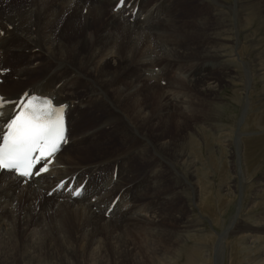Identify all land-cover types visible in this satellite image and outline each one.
<instances>
[{"label": "bare ground", "instance_id": "6f19581e", "mask_svg": "<svg viewBox=\"0 0 264 264\" xmlns=\"http://www.w3.org/2000/svg\"><path fill=\"white\" fill-rule=\"evenodd\" d=\"M168 1L124 0L121 5L120 0H0L1 7H7H4L6 10L0 8V78L3 81L0 94L5 101L0 111L6 113V120L11 118L14 108L19 110L8 102L26 101V93L48 97L54 104L65 106L67 126H70L64 153L59 156L60 151L53 155L52 162L47 163V172L27 177L0 171V240L6 229L1 216L12 199L18 200L23 211L29 212L32 207L36 208L32 202L42 194L47 198L44 197L46 205L71 209L76 222L81 223L83 231L90 235V243L95 241V230L102 224L114 229L126 220H147L156 231L168 217L174 216L166 215L161 209L193 186L190 180L195 177L196 169L189 150L198 141L193 126L207 121L213 112L214 86L225 83L230 75L242 80L244 90L259 82L264 85V11L262 2L257 0H234L231 6L222 0H179L182 10L164 22ZM114 8L118 13L113 12ZM192 8L197 11L196 15L175 19L176 16H187L185 14ZM152 27L156 28L145 29ZM67 44L77 49L71 51V58L66 56L70 50L66 49ZM112 51H115L114 56ZM152 53L156 58L151 57ZM9 58L15 61V67L12 65V70L7 72L3 67ZM159 59L169 62V73L180 74L168 79L153 75L152 71L157 75L163 73L158 66L152 70V63ZM175 62L177 66L173 67ZM188 67L191 73L181 72ZM37 69H42L43 75L29 88L5 90V80L18 82L22 75ZM143 71L149 75H143ZM72 79L77 86H83L78 104L69 102L72 98L69 93L73 92ZM161 81L166 82L160 85ZM148 99H154V104L150 105ZM92 101L98 106L91 104ZM95 110L101 111L102 116L93 115L89 122L92 127H82L83 131L77 132L78 127L72 125V121ZM208 125V122L203 123V127ZM169 128L172 130L170 137L162 136ZM147 129L155 140L147 136ZM87 136L90 137L83 140L87 144L110 142L114 138L124 144L137 140V145L134 144L136 154L149 151L154 154L150 173L146 168L141 173L137 170L138 159L134 152L130 157H120V151L102 156L99 150L106 149L102 147L96 149L101 155L99 159H88L90 162L84 165V160L77 159L78 153L71 155L68 148L81 143ZM217 138L224 144L228 140ZM128 149L129 146L123 151ZM119 158L121 165L113 170ZM120 169L129 173L123 176ZM164 183L171 186L165 189ZM12 185L18 186L19 193ZM114 187H123V191L114 192L106 203L96 205V198ZM145 187L154 194L138 200L137 194L131 193ZM77 191L81 194L76 195ZM55 196L60 200H51ZM154 196L157 199L150 201ZM83 198L86 199L84 203L80 202ZM191 200L196 202L195 197ZM138 203L146 204L141 207ZM181 223L185 228L189 227L185 221L181 220ZM183 237L182 234L174 237L175 246L181 244ZM110 240L113 247L116 243L118 247L97 256L113 253L116 258L106 256L113 264H145L148 255L141 253L133 240L116 243L114 238ZM29 243L23 246L26 253L51 250L46 239ZM149 243V257L154 260L152 256H155L165 264L159 256L171 257V252L158 239L149 240ZM198 245L194 243V252L203 248ZM16 250L19 248L9 241H0V264L9 260L8 264H15ZM194 258L189 259L193 262Z\"/></svg>", "mask_w": 264, "mask_h": 264}, {"label": "rangeland", "instance_id": "374dc122", "mask_svg": "<svg viewBox=\"0 0 264 264\" xmlns=\"http://www.w3.org/2000/svg\"><path fill=\"white\" fill-rule=\"evenodd\" d=\"M257 1L262 2L264 11V0ZM222 2L231 6L234 0H222ZM7 5L14 4L8 3ZM4 7L6 6L1 7L0 5L1 9L6 10ZM167 10L164 12V16L167 13V17L165 16L166 18L163 19L164 22L169 21L174 14L182 10L180 1L169 0ZM113 12L118 13L117 10H113ZM196 13L197 11L192 8L185 14L187 16H181L180 18L176 16L175 19H188ZM17 24H19L18 21ZM154 28L156 27L145 29ZM67 45L66 49L70 50L67 51L66 56L71 58V51L77 49L72 47V44ZM77 52L82 53L81 51ZM111 55L114 56L115 51H112ZM151 57H155L153 53ZM168 63V61L164 62L160 59L157 63H152V70H155L157 66L163 70L162 74L157 75L154 71H152V74L157 77H166V79L171 76H178L180 72L176 74L168 72ZM6 64L9 65H6L7 70H10L15 65V61L9 58ZM172 66L176 67L177 63L175 62ZM2 67L3 65H1ZM188 69L189 67L182 69L181 72L191 73L188 72ZM41 73L42 69H37L30 72L29 75H22V79H19L18 82L5 80L3 83L5 84V90L29 88L35 79L41 78V75H43ZM142 74L148 76L149 72L143 71ZM230 76L232 78L228 77L225 83L213 88L214 93L211 97L215 104L211 105L213 112L205 121L209 125L203 127V123H205L203 121L201 124L198 122L193 126L195 137L198 140L195 143L196 145L191 146L189 150L196 169L195 177L190 180V184L193 186L191 189L180 193L176 201L161 209L166 215L170 214L172 216L173 214L174 216L168 217L158 227V230L154 231L147 220L131 219L129 222L126 220L120 225H115L114 229L111 225L105 226L102 224L98 230H95V241L90 243L88 241L90 235L87 231H83L81 223L76 222L70 213V208L46 205L44 202L47 198L45 194H42L32 202V204H36V208L32 207V210L28 212L23 211V207L18 200L12 199L6 213L1 216V222L5 224L6 229L3 231V239L0 241L2 243L9 241L19 248L20 251H15L14 263L21 264V260H23V264H113L110 258L106 257L112 255L116 258L113 253L101 257L97 254L103 253L105 250L107 252L112 251L116 246L118 247L116 242L127 239L133 240V243L135 242L140 247V252L148 255H145V257L147 256L144 259L145 264H162V261L157 260V257L152 256L154 260L149 257L151 256V253H149L151 250L149 240L153 242L154 239H158L160 244L166 246L167 251L171 252V257L159 256L160 260L164 259L165 264H264V255H262L264 254V85L259 82L249 90H244L242 80L237 78L238 76ZM1 82H3L2 78H0ZM70 82L72 83L73 92L69 93L72 97L69 102L78 104V96H80L83 86H77L74 79ZM165 82L161 81L160 85H164ZM97 98L100 97L97 96ZM91 104L98 106L94 101ZM153 104L154 99L150 100V105ZM93 115L101 117L102 112L98 110L85 112L81 118L79 117L80 119L76 118L72 121V125L78 127L77 132H82L85 127H92L89 122L92 121ZM146 131L147 136L155 140L150 134V129ZM104 134L106 133L104 132ZM171 134L172 130L169 128L162 136L170 137ZM88 137L90 136L82 138V142L77 143L80 145L79 148L76 147L77 144L68 148L71 155L75 154L74 156H76L78 153L77 159L84 160V165L90 162L87 161L88 159L98 160L99 156H104L106 153L112 155L114 152L120 151V157H130L134 152L136 159H138L137 170L141 173L146 168L150 173L151 170L149 169L152 166L151 160L154 158V154L152 151L136 154L137 150L134 144L137 145V140L124 144L118 140L119 138H114L110 142L102 141L87 144V141L83 140ZM217 137H220V139L225 137L228 140L224 144ZM66 146L64 145V148ZM128 146L129 149L123 151ZM98 147L106 148V152L105 150H99L101 155L96 153ZM64 148L60 150L59 156L64 153ZM124 164H122V167H125ZM120 165L121 159L119 158L113 170ZM85 172L91 177L94 176L93 173ZM119 172L123 176L129 173V171H122L121 169ZM181 173L185 174L184 169H181ZM114 177H116V174ZM186 179H188V175H186ZM164 185L165 189L171 186L169 183H164ZM11 187L14 190L17 189L16 193H19L18 186H16L17 188L15 185ZM147 189V187L139 188L131 193H136L138 200H141L145 195L151 196L154 194ZM122 191L123 187L120 189L117 187L106 189L103 195L96 198L98 200L96 205L106 203V199L112 196L114 192ZM56 193L53 195H56ZM53 195H48V197L51 198ZM56 196L51 200L59 201L60 199ZM192 197H195L196 202L191 200ZM155 199H157V196H154L153 200L150 201H155ZM66 200L64 201L68 202ZM85 200L83 198L80 202L84 203ZM146 203L144 205L138 203V205L140 204L143 207ZM35 204L33 205L35 206ZM133 205L135 207V203ZM14 210L17 211L12 212ZM20 212L24 213L21 214ZM181 220L185 221L189 227L185 228ZM179 229L183 232L180 233ZM149 232L155 233L151 234ZM178 234H182L184 237L181 244L175 246L173 239ZM111 237L114 238L116 243L114 247L110 240ZM43 239L50 243V252H24V245L30 244V241L35 242ZM194 243H198V246L201 244L203 248H199L194 252ZM177 247L178 250L175 251ZM191 253L193 254L191 255ZM190 257H195V260L190 261ZM8 262L5 264H8Z\"/></svg>", "mask_w": 264, "mask_h": 264}, {"label": "snow or ice", "instance_id": "6c2138e0", "mask_svg": "<svg viewBox=\"0 0 264 264\" xmlns=\"http://www.w3.org/2000/svg\"><path fill=\"white\" fill-rule=\"evenodd\" d=\"M123 3L124 0H120V4ZM25 96L28 97L26 101L8 102L19 109H13L11 118L5 120L6 113L0 111V171L31 176L40 171L47 172V167L43 166L36 173L31 170L55 155L67 142L65 106H56L52 98L27 93ZM4 104V98L0 97V108Z\"/></svg>", "mask_w": 264, "mask_h": 264}]
</instances>
